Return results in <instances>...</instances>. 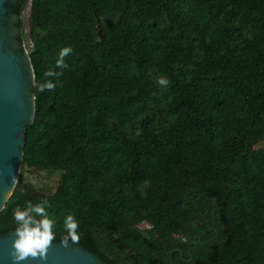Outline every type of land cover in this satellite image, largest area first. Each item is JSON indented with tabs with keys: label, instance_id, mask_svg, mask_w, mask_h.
<instances>
[{
	"label": "trees",
	"instance_id": "16d2710c",
	"mask_svg": "<svg viewBox=\"0 0 264 264\" xmlns=\"http://www.w3.org/2000/svg\"><path fill=\"white\" fill-rule=\"evenodd\" d=\"M29 3L36 115L0 238L47 200L52 244L73 214L103 264H264V0H13L20 45ZM30 173L57 184L26 194Z\"/></svg>",
	"mask_w": 264,
	"mask_h": 264
},
{
	"label": "water",
	"instance_id": "95a60500",
	"mask_svg": "<svg viewBox=\"0 0 264 264\" xmlns=\"http://www.w3.org/2000/svg\"><path fill=\"white\" fill-rule=\"evenodd\" d=\"M13 0H0V215L19 181L27 128L34 123L35 73L28 52L17 56L8 48L6 26ZM17 20V18H16ZM19 36V30L15 28ZM17 47L24 51L17 42ZM13 233L0 238V264H14ZM22 264H103L83 249L51 244L46 259L29 258Z\"/></svg>",
	"mask_w": 264,
	"mask_h": 264
},
{
	"label": "clouds",
	"instance_id": "9594fccd",
	"mask_svg": "<svg viewBox=\"0 0 264 264\" xmlns=\"http://www.w3.org/2000/svg\"><path fill=\"white\" fill-rule=\"evenodd\" d=\"M72 51L71 48H63L59 53L57 66H64V57ZM52 75V73H48ZM161 86L167 84L165 78L159 80ZM48 88L53 84L48 83ZM50 205L47 200L33 203L27 201L23 207H16L13 210L15 229L12 239L14 264H22L29 258L46 259L47 251L56 238L54 228L56 220L52 218L48 209ZM79 221L73 214H67L63 218V229L65 235L61 239L62 246L68 247L71 243H78L80 235L78 229Z\"/></svg>",
	"mask_w": 264,
	"mask_h": 264
},
{
	"label": "rangeland",
	"instance_id": "374dc122",
	"mask_svg": "<svg viewBox=\"0 0 264 264\" xmlns=\"http://www.w3.org/2000/svg\"><path fill=\"white\" fill-rule=\"evenodd\" d=\"M30 3L25 7V10L22 15V25L24 26V36L22 48L24 51L29 53L30 48L32 47V42L29 36V19H30ZM20 34V31H19ZM264 148V144L261 145ZM26 182L23 186L20 187V190L26 194L35 196L40 195L39 189L45 185L50 184V186H55L57 184L56 180L49 181L46 179L45 175L42 173H30L26 177Z\"/></svg>",
	"mask_w": 264,
	"mask_h": 264
},
{
	"label": "flooded vegetation",
	"instance_id": "af4514ba",
	"mask_svg": "<svg viewBox=\"0 0 264 264\" xmlns=\"http://www.w3.org/2000/svg\"><path fill=\"white\" fill-rule=\"evenodd\" d=\"M11 8H12V5H11ZM8 17H9V21L7 23V26H6V28H7L6 29V31H7L6 37H7V41H8V44H7L8 48L11 52L16 54L17 56L22 57L21 49L19 47H17L18 36L15 33V28H17L16 27L17 20H16V17L11 14V9H10V14L8 15Z\"/></svg>",
	"mask_w": 264,
	"mask_h": 264
}]
</instances>
